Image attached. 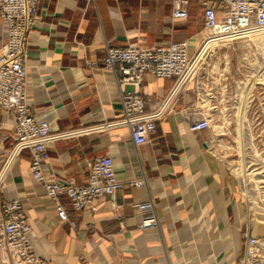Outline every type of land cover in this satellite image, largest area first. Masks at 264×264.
<instances>
[{
	"label": "crops",
	"instance_id": "1",
	"mask_svg": "<svg viewBox=\"0 0 264 264\" xmlns=\"http://www.w3.org/2000/svg\"><path fill=\"white\" fill-rule=\"evenodd\" d=\"M171 13L172 0L37 4L36 24L24 45L30 111L53 131L76 133L48 144L43 174L73 175L84 185L92 160L108 155L123 184L113 200L98 201L94 211L78 212L59 196L67 215L63 222L29 174V152L13 160L1 178L0 198L23 203L33 249L49 264H237L245 236L264 237V227L246 211L223 146L217 158L208 147V130L189 131L203 112L192 81L166 104L146 143L134 146L125 127H103L121 117L115 80L100 64L106 47L187 40L192 54L202 42L206 31L196 0L186 20L173 19ZM172 84V79L145 75L140 93L147 108H157ZM0 121L1 172L14 134L10 117L1 111ZM141 177L144 187L128 186ZM144 202L152 204L155 230L139 228L142 216L134 205Z\"/></svg>",
	"mask_w": 264,
	"mask_h": 264
},
{
	"label": "built area",
	"instance_id": "2",
	"mask_svg": "<svg viewBox=\"0 0 264 264\" xmlns=\"http://www.w3.org/2000/svg\"><path fill=\"white\" fill-rule=\"evenodd\" d=\"M40 1L0 0V111L10 117L14 134V143L0 172V184L13 160L27 150L31 178L52 200L58 218L67 222L66 212L58 202L59 196L64 195L78 212L94 211L98 201L113 200L123 184L118 180L108 155L92 160L84 185H80L73 175L56 179L43 174V165L49 159L48 144L76 133L53 131L47 120L34 117L30 111L24 45L29 31L36 24V7ZM191 1L194 0H172V18L186 20ZM196 1L206 33L192 54L188 52L190 44L187 40L151 47L132 43L123 48H105L100 64L115 80L121 117L103 127H125L134 146L146 143L155 133V122L161 118L166 104L186 82L192 81L195 98L203 112L190 122L189 131L195 134L208 130L209 112L219 105L222 122L226 125L221 138L230 171V166L236 162L234 154L237 159L242 155L247 163L254 139L261 140L260 133L250 134L248 125L264 121V101L260 95V91H264V0ZM237 41L244 43L240 47L243 53L236 55L238 62L231 70L230 54L218 55L216 52L220 49L234 51L233 44ZM252 48L255 51L250 54ZM245 61H249L246 64L248 69L243 65ZM89 66L93 68L96 64L92 62ZM145 75L173 80L169 94L155 109L147 108V101L140 93ZM207 105L208 108L204 109ZM231 125L232 131L229 130ZM209 144L208 147H212L211 142ZM258 161L247 163L246 168L253 166L249 171L264 175V165L256 164ZM258 180L256 183H261ZM145 183L141 177L130 180L128 186L142 188ZM258 188L264 187L259 185ZM242 194L246 197L244 192ZM134 208L142 216L140 229L158 228L150 202L135 204ZM69 226L74 228L75 224L69 222ZM31 232L23 203L18 199L0 198V264H49L34 251ZM237 264H264V238L246 235Z\"/></svg>",
	"mask_w": 264,
	"mask_h": 264
},
{
	"label": "rangeland",
	"instance_id": "3",
	"mask_svg": "<svg viewBox=\"0 0 264 264\" xmlns=\"http://www.w3.org/2000/svg\"><path fill=\"white\" fill-rule=\"evenodd\" d=\"M244 43L242 41H237L233 44V47L235 48L234 51L226 50V49H220L217 50V54L220 55L224 52L230 54V68L233 70L236 67L237 64V58L236 55H240V53H243L241 46H243ZM255 51L254 48L250 51V54H252ZM249 61H245L243 65L245 66L248 64ZM248 65H246L247 68ZM249 68V67H248ZM247 68V69H248ZM260 95L262 97V101H264V91H260ZM208 108L207 106H204V109ZM210 128L209 131V138L211 139L212 144V151L215 152V155L217 158H220L222 155V139H221V133L224 127L226 126L222 122V113L221 108L218 105L216 109H212L210 112ZM233 125L230 126L229 130L232 131ZM248 129L250 134L256 135L260 133L261 140L258 141V138L254 139L253 141V147H251V150L248 152L247 163L252 162L255 163V161H258L256 164H261V166L264 165V121H261L259 124L256 123H250L248 125ZM262 151V152H261ZM261 152V154H259ZM234 160L236 162L233 163L232 166H230V173L234 180L237 182L238 187L240 189L241 196L244 198L246 211L250 214V216H254L256 219V223H258L260 226L264 227V188L259 189L258 186L264 187V175H254V174H260V173H253L252 171H249L253 166L250 168H246L245 160L243 159L242 155L239 159L236 158V155L233 156ZM255 160V161H254ZM249 171V172H248ZM264 174V173H263ZM259 179V180H258ZM261 183H256V181ZM257 185V186H256ZM242 192L246 194V197L243 196ZM264 238V237H262Z\"/></svg>",
	"mask_w": 264,
	"mask_h": 264
}]
</instances>
